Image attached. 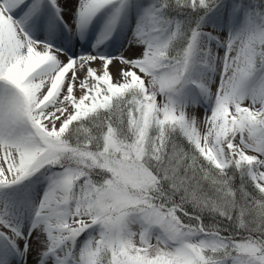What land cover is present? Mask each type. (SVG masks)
<instances>
[{"label":"snow or ice","instance_id":"obj_1","mask_svg":"<svg viewBox=\"0 0 264 264\" xmlns=\"http://www.w3.org/2000/svg\"><path fill=\"white\" fill-rule=\"evenodd\" d=\"M0 264H264V0H0Z\"/></svg>","mask_w":264,"mask_h":264}]
</instances>
